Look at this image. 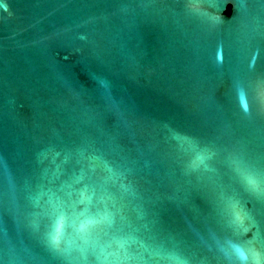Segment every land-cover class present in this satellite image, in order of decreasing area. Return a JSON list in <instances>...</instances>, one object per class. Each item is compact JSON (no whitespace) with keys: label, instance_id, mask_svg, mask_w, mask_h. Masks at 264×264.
I'll list each match as a JSON object with an SVG mask.
<instances>
[{"label":"water","instance_id":"water-1","mask_svg":"<svg viewBox=\"0 0 264 264\" xmlns=\"http://www.w3.org/2000/svg\"><path fill=\"white\" fill-rule=\"evenodd\" d=\"M261 93L264 0H0V264H257Z\"/></svg>","mask_w":264,"mask_h":264},{"label":"snow or ice","instance_id":"snow-or-ice-1","mask_svg":"<svg viewBox=\"0 0 264 264\" xmlns=\"http://www.w3.org/2000/svg\"><path fill=\"white\" fill-rule=\"evenodd\" d=\"M261 96L264 97V93H261ZM244 109H248L247 103L243 105ZM90 200V197L87 194V191H81L80 193V203L83 204ZM99 222L93 219H88L79 224V232L85 233L89 229L95 227ZM68 225V217L66 215H60L56 218L55 227L53 229L52 242L54 244H59L65 229ZM242 259L247 260L248 257L242 256ZM257 264H264V258H260L257 261Z\"/></svg>","mask_w":264,"mask_h":264},{"label":"trees","instance_id":"trees-1","mask_svg":"<svg viewBox=\"0 0 264 264\" xmlns=\"http://www.w3.org/2000/svg\"><path fill=\"white\" fill-rule=\"evenodd\" d=\"M228 12L230 13L231 12V9L229 8Z\"/></svg>","mask_w":264,"mask_h":264}]
</instances>
